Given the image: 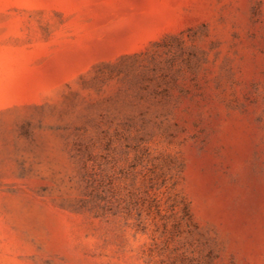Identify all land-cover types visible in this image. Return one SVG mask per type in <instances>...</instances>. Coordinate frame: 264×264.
Returning a JSON list of instances; mask_svg holds the SVG:
<instances>
[{
  "label": "rangeland",
  "instance_id": "rangeland-1",
  "mask_svg": "<svg viewBox=\"0 0 264 264\" xmlns=\"http://www.w3.org/2000/svg\"><path fill=\"white\" fill-rule=\"evenodd\" d=\"M0 264H264V0H0Z\"/></svg>",
  "mask_w": 264,
  "mask_h": 264
}]
</instances>
